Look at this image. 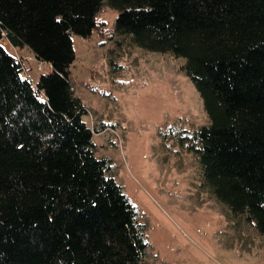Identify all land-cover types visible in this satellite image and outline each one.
Here are the masks:
<instances>
[{"label": "trees", "instance_id": "trees-1", "mask_svg": "<svg viewBox=\"0 0 264 264\" xmlns=\"http://www.w3.org/2000/svg\"><path fill=\"white\" fill-rule=\"evenodd\" d=\"M95 30L183 60L209 123L178 139L264 238V0H0V264H145L137 206L96 155L104 123L83 119L74 88L73 36ZM4 40L51 69L33 84Z\"/></svg>", "mask_w": 264, "mask_h": 264}, {"label": "rangeland", "instance_id": "rangeland-1", "mask_svg": "<svg viewBox=\"0 0 264 264\" xmlns=\"http://www.w3.org/2000/svg\"><path fill=\"white\" fill-rule=\"evenodd\" d=\"M117 16L106 7L97 20L112 32ZM115 38L97 30L89 38L75 34L71 73L88 107L83 119L91 127L104 123L93 136L96 155L111 158L145 225L144 263L264 264V238L202 184L198 161L178 139L183 130L209 123L199 92L180 68L183 60ZM3 43L21 58L33 84L49 71L27 48Z\"/></svg>", "mask_w": 264, "mask_h": 264}, {"label": "built area", "instance_id": "built-area-1", "mask_svg": "<svg viewBox=\"0 0 264 264\" xmlns=\"http://www.w3.org/2000/svg\"><path fill=\"white\" fill-rule=\"evenodd\" d=\"M18 58H20L19 56H17ZM21 59V58H20ZM39 66L40 67H43V66H49V68L51 69V63H48V62H44V61H39ZM49 69V70H50Z\"/></svg>", "mask_w": 264, "mask_h": 264}]
</instances>
